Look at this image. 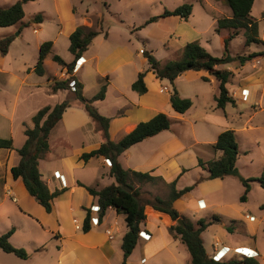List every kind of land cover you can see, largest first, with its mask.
<instances>
[{
	"label": "crops",
	"instance_id": "0c3cea01",
	"mask_svg": "<svg viewBox=\"0 0 264 264\" xmlns=\"http://www.w3.org/2000/svg\"><path fill=\"white\" fill-rule=\"evenodd\" d=\"M39 1L43 0H36L37 3ZM50 1L52 2L50 12L53 17H48L47 10L41 7L40 12H37L42 15L40 26L32 29L35 34H39L46 31L44 27L48 26L50 31L47 35L37 36L35 41L37 54L42 42L47 40L52 42L51 51L45 57L43 67L49 59L52 61L53 55H56L54 51H56L59 42L62 46L65 44L66 51L69 53V59H67L69 61L65 62L72 61L73 56L68 51L69 35L79 26L89 28L92 24L86 20L84 15H77L73 0ZM4 7L0 6V8ZM10 34L8 30H0V38ZM112 35V32L107 30L99 33L92 39L89 46L96 43V47H99L104 44L102 41H108ZM19 37L25 42L23 31H20L14 36L8 52L5 55L0 53V117L3 120L0 125V136L11 138L13 143L11 150L0 149V169L4 172L3 175H0V208H4L6 203L12 204L9 206L14 212L19 217L26 216L25 218L33 223V227L39 234L36 235V238L32 237L28 240V244L33 248L32 252L25 249L28 258L18 259L23 264H120L122 260L121 239L127 230L122 214H116L113 209L108 208L97 224H91L90 229L86 232L82 231L87 209L90 217H98V212L90 211L92 206H97V202L96 198L90 196L77 183L101 189L114 183V179L109 175L110 165L106 163V159L92 157L86 162L80 159L83 153L96 149L103 138L97 124L92 121L79 102L72 100L71 106L63 112L60 121L49 134L48 151L38 160L41 179L49 191L62 190V193L53 199L51 212L46 213L27 193L21 180L13 179L11 175L10 169L16 166L19 161L16 150L25 141L24 130L32 126L31 117L41 107L53 106L67 97L69 99L70 94L67 90H58L52 93L47 84L43 88L38 84L24 86L26 78L34 72L33 67L36 60L31 65H22L25 66L23 67L24 72L22 67L14 66L10 54ZM120 43L121 45H109L106 42L109 47H103V49L97 50L98 52L89 55H87V49L76 61L71 75L83 85V96L87 90H93L92 95L88 98L98 92L103 80L106 82L104 98L93 101L92 105L101 116L109 119L108 136L111 141H118L125 134L131 132L138 123L150 120L157 113H164L170 119L171 125L168 130L161 131L132 145L118 158L119 164L124 170L148 173L160 178L154 183L140 184L133 181L134 188L140 192L139 196L151 195L165 199L168 195L165 193L166 183L176 179L175 189L180 190L202 179L191 191L175 200L173 207L179 215L192 222L199 219L209 221L213 216L220 219V221H212L201 233V240L207 256L211 257L219 253L221 254L220 260L239 258L240 255L235 254L233 249L245 248L246 251L256 252L255 259H259L258 262L264 264V246L259 249L256 241L249 237L254 238L264 215L257 220L247 209L248 198L244 203L239 201L243 188L235 197L228 196L230 179L236 178L228 176L223 179H208L207 171L197 166L198 159L207 162L215 160L221 155L220 152H215L211 145L216 141L218 134L228 127L215 130V124L212 123L216 122L218 118L211 116L207 111L202 113V117L198 120L191 118L193 102L185 113L174 112L175 115H171L173 110L169 104L171 89L169 83L157 79L148 70L147 62L146 66H136L132 62L134 57L137 55L141 57L143 53L139 52L141 48L138 52L135 51L136 49L131 50L129 47V44L132 43L130 36L121 40ZM143 60L146 61L145 58ZM58 67V72L52 77L63 80L67 76L66 71L60 66ZM251 68L255 67L251 66ZM225 69L233 71L231 66H226ZM142 71H145L146 91L143 94H138L131 89V84L135 81L138 73ZM189 72L195 71L183 72L174 80V87L182 98H186V96L178 89V84L180 79L186 77ZM200 72L204 71L195 73ZM16 73L20 77L16 76ZM202 76L207 77L208 82L202 81ZM12 78L19 83L12 101H8V87L14 82ZM197 78L206 84L212 83L211 81L214 79L218 88V81L206 72ZM240 82L244 83L243 87L235 95L229 96L233 99L239 97L241 102L257 103L261 111L263 107L260 98L256 100L254 97L259 90L264 92L263 78L256 71L241 78ZM22 89H26L23 95L20 94ZM242 90L247 92L245 99L241 96ZM22 96L29 99L30 104L25 106L22 114L16 118L18 115L16 109ZM212 97L211 111L223 112L224 109L215 107L216 95ZM174 121L180 125L175 126ZM194 125L199 126L194 129ZM16 133L21 135L19 143L15 142ZM55 172H58L60 178L54 175ZM8 173L10 179L7 178ZM157 184L162 185L160 191L156 189ZM143 211L145 219L139 229L142 234H148V238L139 236L126 264H190V255L186 246L170 231V227L174 223L171 218L167 214L153 209L150 205H144ZM251 216L253 220H249ZM227 226L232 228V233L227 231ZM237 226L242 227L241 232L245 234L238 240L233 238ZM11 227L14 228V233L9 238L10 241L17 231L16 226L12 224ZM208 231H214L209 239V245L205 239ZM247 232L249 236L246 234ZM39 237L43 238L42 242ZM45 246L47 248H44ZM208 247H211L210 251ZM43 254H45L44 257H42ZM48 254L50 257H47ZM45 258H48L47 262H44Z\"/></svg>",
	"mask_w": 264,
	"mask_h": 264
},
{
	"label": "trees",
	"instance_id": "16d2710c",
	"mask_svg": "<svg viewBox=\"0 0 264 264\" xmlns=\"http://www.w3.org/2000/svg\"><path fill=\"white\" fill-rule=\"evenodd\" d=\"M28 1L36 0H19L4 8H0V28L11 27L19 24L18 32L21 31L25 24L22 20L25 16L23 5ZM230 9L231 15L216 20L214 31L220 33L225 30L228 35L222 37V54L220 57L212 56L195 40L186 43L181 50V58L179 60L167 61L161 64L151 53L142 51L146 59L148 70L151 71L159 80H165L171 86L169 92V104L175 113L183 114L191 106L192 101L189 98L179 96L174 87V80L186 71H204L213 76L218 81V95L215 97V107L223 110L227 103L232 105L235 103L233 98L229 96L226 84L228 83L232 72L220 66H226L238 61L243 66L247 61L264 55L263 52L251 53L246 56L233 57L229 53L230 41L243 31L245 36L244 44H261L264 47V41L258 38V22L250 16L253 6V0H222ZM192 5L183 3L172 10L164 9L160 16L151 17L146 24L153 23L160 18L177 17L180 20L187 21L191 15ZM42 21V15L37 13L31 18V22L38 24ZM102 27L97 29H88L84 26L77 27L69 35L68 51L73 56L69 63H65L57 55H53L52 61L66 71V78L58 80L54 77L47 79V86L52 93L58 90H67L72 93V100L79 102L88 116L94 121L101 132L103 141L94 150L83 153L80 159L86 162L92 157H102L110 161L109 175L113 177L114 183L101 188L95 189L85 186L78 182L77 184L92 197L96 198L98 206V220L102 218L108 208L113 209L116 214H122L126 225V232L121 239L122 260L120 264H126V260L135 248L140 229V224L144 221V205H150L153 209L167 214L173 222L170 231L175 238H178L187 248L190 255V264H260L254 257H233L227 260L214 261L208 257L201 240V233L212 223V221H220L219 218L213 216L211 220L199 219L192 222L174 209L173 202L185 193L192 190L197 182L184 187L180 190L175 189L176 179L170 183H166L169 189L165 199L158 196H150L142 202L140 192L133 186V181L142 183H154L160 180L159 177L151 176L148 173H140L131 170H124L118 161L122 152L134 144L142 140L152 137L161 131L168 130L171 121L164 113H157L150 120L138 123L135 128L114 142L108 136L109 119L101 116L93 107L92 102L102 100L105 95L106 82L103 80L99 90L91 98L87 99L82 94L83 85L71 75L76 61L87 50L92 39L99 33H102ZM13 35H6L0 38V53L5 55L9 46L13 41ZM52 47L51 41H44L38 48L37 58L33 67V71L42 76L44 73L43 62L45 57L50 53ZM145 71L139 72L135 81L131 84V89L138 94L146 91L144 84ZM201 80L208 82V78L201 77ZM74 82L70 87L69 83ZM71 99H65L53 106L41 107L31 117L32 126L24 130L25 141L23 145L16 150L19 155V161L16 166L10 169L13 179H20L27 193L44 209L46 213L51 212L53 199L62 193V190L49 191L45 183L41 179L38 170V160L41 159L48 151V138L53 127L60 121L63 112L71 106ZM215 152L221 155L211 161L203 162L198 159L197 166L206 170L208 179H223L225 177L236 178L241 184L243 190L239 196V201L244 203L247 201L248 194L251 190L253 182H257L264 189V168L257 177L243 178L236 167L237 158L240 155L238 144L235 138V132L232 129H226L220 132L216 141L211 145ZM0 149H13L11 138H0ZM184 172V170H183ZM181 220V224L176 223ZM90 229L89 210L82 224V231L86 232ZM227 231L232 232V228L227 226ZM14 233L11 227L5 233L0 235V250L4 253L13 254L19 259H27L28 253L25 249L15 247L9 242V238Z\"/></svg>",
	"mask_w": 264,
	"mask_h": 264
},
{
	"label": "rangeland",
	"instance_id": "374dc122",
	"mask_svg": "<svg viewBox=\"0 0 264 264\" xmlns=\"http://www.w3.org/2000/svg\"><path fill=\"white\" fill-rule=\"evenodd\" d=\"M16 1L19 0H0V6L4 7ZM51 3L50 0H43L38 3L36 1H28L23 5L25 16L22 20V24H25V26L22 27L21 31H23L24 41L26 43L23 42L20 37L17 38L10 54L14 66L22 67L23 72V67L25 66L22 65H31L36 60V37L50 33L48 26H46L44 27V30L46 31L35 34L32 29L36 26H40V23H32L31 18L37 12H40L41 7L47 10L46 15L48 17H53L50 12ZM183 3L192 5L191 15L187 21L179 20L177 17L171 16L162 19L160 18L152 24H146V21L149 18L160 16L164 9L172 10ZM73 4L77 15H84L86 20L92 23L91 27L88 29L95 30L98 26H101L103 32L107 30L113 34L108 41H102L104 44L99 47H96V43H92L88 46L87 55L98 52L103 49V47H109L106 45V42L109 45H121V40L123 41L124 38H129L130 36L132 43L129 44V47L131 50L136 49L135 51L138 52L139 48H141V50L146 49V52H152L151 54L162 64L171 60H179L181 58L182 47L186 43L195 40L199 41L200 45L203 46L212 56L220 57L223 48L221 39L228 35V31L223 30L220 33L215 32L214 28L216 20L231 15L229 7L222 0H73ZM250 16L257 20L258 38L264 41V0H253ZM18 26L19 24L5 29L1 28L0 30H8L11 35L15 36L16 33H18ZM244 40L245 36L241 30L239 35L230 41L229 53L231 56H246L251 53L264 51L263 45L253 43L246 46ZM54 53L64 62L69 61L67 60L69 59V53L66 51L65 44L62 46L59 42ZM144 58L143 55L141 57L137 55L133 58L132 62L136 66H146V61L143 60ZM226 66L233 67L232 76L226 84L230 96L232 94L235 95L236 92L243 87L244 83L240 82L241 78L245 77L247 74H251V72L253 73L257 71L264 80V55H259L250 61H247L243 66H240L237 60H234ZM226 66L224 65L220 67L226 68ZM251 66L255 68L252 69ZM28 67L31 68V66ZM44 68L45 71L43 76H38L35 72L30 73L25 80L24 86L38 84L42 88L46 87L47 78H52V76L58 72L59 67L49 59ZM25 70L27 71V69ZM204 73L205 72H189L186 77L180 79L178 84V89L181 90V93L193 102L190 117L198 120L202 117V113L207 111L211 116H216L218 118L216 122L212 123L215 124V130H220L225 127H228L226 129L234 130L236 142L241 152L236 166L238 172L243 178L257 177L264 168V92L259 90L254 97L256 100L260 98L261 106L263 107L261 111L260 107L257 106V103L249 104L241 102L238 99L239 97H235L236 99L234 98L233 100L234 102L236 100V103L233 105L227 103L223 112L219 110L212 112V96H217L218 94L217 82L214 79L211 81L212 83L209 84L200 81L197 77ZM16 76L20 77L18 73H16ZM12 80H14V82L8 87V101H12L19 83V81L14 78H12ZM25 90L26 89H22L20 94L23 95ZM92 93L93 90L89 89L85 92L84 97L89 99L88 97L92 95ZM35 94L38 96L37 93ZM72 97V93H70L69 99L72 100ZM66 99H68V97ZM36 101L38 100L36 99ZM29 104L30 101L25 96L20 98L16 109L18 114L16 118L22 114L25 106ZM170 114L175 115L174 111H171ZM2 121L3 120L0 117V125ZM174 124L175 126L180 125V123L176 121H174ZM198 126L199 125H194L193 128L196 129ZM90 135H92V133H90ZM15 137V142L19 143L21 135L16 133ZM0 138L4 137L0 136ZM3 174L4 172L0 169V175ZM7 178L10 179L9 173ZM186 181L189 180L186 179ZM230 182L231 185L228 188L227 193L229 197H235L240 192V189L242 190V186L236 179L231 178ZM156 186V189L160 191L162 185L157 184ZM168 191L169 189L165 185V193L168 194ZM150 196L151 195H142L140 200L144 202L145 199ZM9 205L12 206V204L6 203L4 208H0V235L5 233L13 224L17 227V231L9 242L15 247L24 248L25 246L24 249L32 252L33 248L28 244V240L32 237L36 238V235H38L39 232L33 227V223L27 220L28 218H25L26 216L19 217ZM246 206L249 213H252L257 220L264 215V189H262L257 182L252 183L251 192ZM241 228L242 227L237 226V229L234 232V239L238 240L241 236H245V234L241 232ZM263 231L264 216L262 222L259 223V226L257 227L254 238L249 236L248 232L246 233L251 239L256 241L259 249L261 246H264ZM213 233L214 231H208L205 237L207 244ZM39 239L42 242L43 238L39 237ZM47 246L44 248H47ZM208 249L210 251L211 247H208ZM238 251L242 254H252V252L244 249H238ZM44 256L45 254L42 255V257ZM47 257H50L49 254ZM241 257L242 256L239 258ZM47 261L48 258H45L44 262ZM0 264L23 263L13 254L4 253L0 250Z\"/></svg>",
	"mask_w": 264,
	"mask_h": 264
},
{
	"label": "built area",
	"instance_id": "2783aa9c",
	"mask_svg": "<svg viewBox=\"0 0 264 264\" xmlns=\"http://www.w3.org/2000/svg\"><path fill=\"white\" fill-rule=\"evenodd\" d=\"M142 51H143V50H140L139 52L142 53ZM73 70H74V68H73ZM73 84H74V82L72 81V82L69 83V86L72 87ZM241 96H242L243 99H245L246 96H247V92H246L245 90H242V91H241ZM106 163H107L108 165H110V161L107 160V159H106ZM54 175L57 176V178H60V176L58 175V172H55ZM90 211H91V212H94V213H97V212H98V206H92V207L90 208ZM249 220H253V217H252V216L249 217ZM97 222H98V217H90V225H91V224H92V225H95V224H97ZM76 228L79 229L78 226H76ZM139 236H141V237H143V238H148V234H145V235H144V234H142V232L139 233ZM244 249H245V248H244ZM249 251H252V250H249ZM233 252H234L235 254H238V255L243 256V257H256V256H257V253H256V252H253V251H252V254H242V253H240V252L238 251V248H234V249H233ZM217 255H220V256L218 257ZM220 257H221V254H219V253H217V254L211 256V258H212L214 261H220V259H221Z\"/></svg>",
	"mask_w": 264,
	"mask_h": 264
},
{
	"label": "water",
	"instance_id": "95a60500",
	"mask_svg": "<svg viewBox=\"0 0 264 264\" xmlns=\"http://www.w3.org/2000/svg\"><path fill=\"white\" fill-rule=\"evenodd\" d=\"M176 223L181 224V220L178 219V220L176 221Z\"/></svg>",
	"mask_w": 264,
	"mask_h": 264
},
{
	"label": "bare ground",
	"instance_id": "6f19581e",
	"mask_svg": "<svg viewBox=\"0 0 264 264\" xmlns=\"http://www.w3.org/2000/svg\"><path fill=\"white\" fill-rule=\"evenodd\" d=\"M218 257L220 256V255H217Z\"/></svg>",
	"mask_w": 264,
	"mask_h": 264
},
{
	"label": "clouds",
	"instance_id": "9594fccd",
	"mask_svg": "<svg viewBox=\"0 0 264 264\" xmlns=\"http://www.w3.org/2000/svg\"><path fill=\"white\" fill-rule=\"evenodd\" d=\"M255 258V257H254Z\"/></svg>",
	"mask_w": 264,
	"mask_h": 264
}]
</instances>
